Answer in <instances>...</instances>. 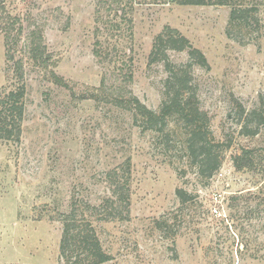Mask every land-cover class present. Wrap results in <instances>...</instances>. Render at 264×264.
<instances>
[{
  "label": "rangeland",
  "instance_id": "374dc122",
  "mask_svg": "<svg viewBox=\"0 0 264 264\" xmlns=\"http://www.w3.org/2000/svg\"><path fill=\"white\" fill-rule=\"evenodd\" d=\"M247 1L258 6L260 25L230 38L226 6L0 0L3 27L16 18L13 29L22 28L14 51L27 89L21 143L0 141V264H66L62 213L73 203L104 202L107 216L89 217L111 257L104 264H264V125L254 119L258 134L240 133L241 109L264 104V0ZM167 28L208 60L202 68L187 52H169L176 65L193 63L219 157L213 172L199 173L188 159L178 117L158 133L131 109L136 98L161 110L167 73L149 57ZM35 30L50 57L45 64L26 50ZM5 43L0 30V90L14 84ZM121 166L130 199L114 211L107 173ZM178 189L188 193L184 200Z\"/></svg>",
  "mask_w": 264,
  "mask_h": 264
},
{
  "label": "trees",
  "instance_id": "16d2710c",
  "mask_svg": "<svg viewBox=\"0 0 264 264\" xmlns=\"http://www.w3.org/2000/svg\"><path fill=\"white\" fill-rule=\"evenodd\" d=\"M160 2L162 0H151ZM184 6H226L231 7L229 27L227 34L232 38L234 29L250 31L254 26H259V8L247 0H172ZM1 11L7 13L5 7L0 9V30L6 36L7 61L12 64L10 70L13 74L14 84L12 88L0 90V141L19 144L23 136V124L27 109V89L24 82V69L22 61L16 62L14 46L21 43L22 28L13 29L18 22L16 18L9 26L3 27L5 16ZM3 28V29H2ZM16 33V34H13ZM39 31L35 30L26 43L29 57L34 61L45 64L50 60L46 54V46L40 41ZM187 52L191 62L197 63L202 68H208V60L205 55L179 31L171 28L165 29L159 34L152 47L149 57L150 63H162L167 73L164 82V100L159 113L154 112L143 105L138 99L135 101V118L147 125L149 130L165 133L168 129V118L176 116L184 125L187 132L185 145L188 159L197 166L199 173L215 171L219 168V157L214 155L216 147L210 142L208 134V118L201 111L197 97L196 85L194 84L191 68L192 64L179 66L169 58V52ZM190 71H189V70ZM126 104V103H125ZM263 107L247 112L241 109L242 117L245 116L241 134L244 136H255L259 127L253 131L254 119H259L260 126L264 125ZM217 147L219 145H216ZM130 168V163H128ZM124 168L118 167L108 172V181L111 195L106 197L107 203H111L114 211H119L122 206L129 205L130 197L124 194ZM176 195L184 200L188 193L178 189ZM106 203V202H104ZM104 203L93 205L86 203L85 208L80 209L78 203H73L69 211L62 213V240L60 255L66 264H104L110 261V255L105 251L100 237L97 234L91 216H107ZM122 211L119 214H123ZM91 214V215H87Z\"/></svg>",
  "mask_w": 264,
  "mask_h": 264
}]
</instances>
